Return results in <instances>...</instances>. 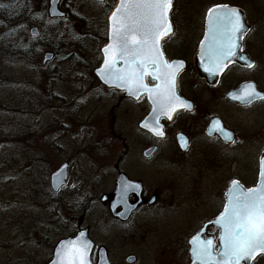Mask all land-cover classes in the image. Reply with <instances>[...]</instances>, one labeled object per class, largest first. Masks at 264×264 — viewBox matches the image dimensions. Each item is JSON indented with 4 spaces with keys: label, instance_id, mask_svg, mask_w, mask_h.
Returning a JSON list of instances; mask_svg holds the SVG:
<instances>
[{
    "label": "rangeland",
    "instance_id": "obj_1",
    "mask_svg": "<svg viewBox=\"0 0 264 264\" xmlns=\"http://www.w3.org/2000/svg\"><path fill=\"white\" fill-rule=\"evenodd\" d=\"M40 1L46 11L48 0ZM115 1L107 0L101 6L89 0H66L87 22L53 25L35 23L39 20L30 14L26 22L21 7L24 0H0V264H46L58 241L77 233L85 210L88 219L82 228H90L97 246H106L118 264H126L131 254L139 256V264H160L163 259L171 264L175 257H164L159 250H174L176 243L196 233L223 206L228 178L212 171L198 173L194 166L184 171L170 169L148 182L161 190L160 203L140 210L129 227L111 221L100 204V195L113 189L114 179L104 175L99 153L89 150L92 146L84 133L88 116L101 111V99L107 106V125L101 130L109 129V112L116 97L94 87L91 70L100 61L105 16ZM179 1L174 12L177 36H195L197 20L203 21L207 10L218 4L248 6L245 10L253 20L251 5L258 2ZM35 2L31 0L33 7ZM33 26L40 32L36 40L29 35ZM46 52H55L57 57L43 67ZM128 109L132 110L129 104L123 105V110ZM130 114L120 124L127 144L133 143L139 119ZM92 118L100 121V117ZM189 156L195 162V153ZM114 159H109L110 164ZM65 161L70 163L69 179L64 191L53 195L50 177ZM134 161L135 153L125 168L132 169ZM218 179L227 182L216 186ZM171 181L173 194L166 192ZM132 229L142 232L129 235Z\"/></svg>",
    "mask_w": 264,
    "mask_h": 264
},
{
    "label": "flooded vegetation",
    "instance_id": "obj_2",
    "mask_svg": "<svg viewBox=\"0 0 264 264\" xmlns=\"http://www.w3.org/2000/svg\"><path fill=\"white\" fill-rule=\"evenodd\" d=\"M89 1H94L97 5L101 6L107 4V0H104L103 3H99L97 0ZM257 1V3L251 5V10H253L251 14L254 17L253 20L249 19V15L246 11L249 9L248 6L244 7L245 10L240 4H225L240 10L244 15L246 27L250 29V31L242 41V55L247 57L255 67L250 69L246 66L244 60L236 59L234 63L228 65L216 81L210 84L207 82L206 78L199 75L197 62L200 46L205 35L206 15L203 21L199 22L198 19L193 26L198 29L195 36H186L184 34L177 36V21L174 17V12L180 1L174 0V9L171 14V19L175 36L164 44L163 50L165 58L168 61L178 60L184 63L185 66L177 78V93L179 96L192 103L193 107L192 111L183 109L176 112L171 122L165 117H161L160 123L163 124L165 132L163 138L156 137L148 130H142L140 128V123L148 116L151 110L146 96L140 97L139 100L125 98L124 93L120 90L108 89L98 81L94 75V71L101 64L102 58L100 55L98 65L93 71L91 70L94 87H97V89L102 92L111 93L116 99H112V107L109 112L111 120L108 131L104 132L101 130L107 125L105 120V110L107 106L102 105L103 100L101 99L98 105L101 111L95 113V115L91 113L88 116V131L84 134L87 135L89 145L92 146L89 147V150H91L94 155H98L99 153L100 162L101 164L103 163L102 170L105 173L104 175L110 174L114 179L113 189L110 192L101 194L99 201L100 204L106 208L108 217H110L111 221L115 224L120 227L127 225L129 227V225L134 222V217L140 210H149L152 209V207L155 208L160 203L159 194L161 190L157 191V187L149 185L148 182H151L157 177H162V175L170 169L184 171L194 166L198 173L199 171L215 172L219 177L228 178L229 186L227 192L233 180L239 181L246 189L257 186L260 179L261 161L264 158V100L255 99L250 104L245 105L239 100H230L227 98L228 93L249 84L254 85L256 91L264 95V16L262 19H258V17L264 13V0ZM41 4L42 2L37 0V2H35V7H33L31 5V0H24L21 7L26 22L29 20V14L32 18L34 17L36 20H39L35 23L41 22L61 25L66 23L75 24L77 22H87L86 18L79 17L75 14L76 10L72 5L67 4L66 0H59L57 5L59 12L64 14L63 17L50 16L49 9L51 0H48L46 11L43 10ZM114 5L108 11L107 16H105L106 29L107 18ZM32 28H36L38 31L35 37H31ZM32 28L30 29L29 35L31 39L36 40L40 32L37 26H33ZM104 39V44H106V34ZM46 53H53L54 59L57 57L55 52ZM146 83H148L149 86L155 85V81L150 77L147 78ZM125 104H129L132 110H123V105ZM125 111L132 113L133 116L135 113L139 118L136 123V132L132 144H127L126 138L121 133L122 126L120 127V124H122L123 120L131 116L130 113L128 114ZM92 117H100V125H98L99 122ZM215 120H219L221 125L231 133L232 141L225 140L218 133H213L212 135L208 134L211 124ZM181 136L187 142V147L181 146V140L179 139ZM29 138L33 139L34 137L30 135ZM151 150L154 151L150 155ZM192 152L196 155L195 162L191 158L189 160V157H191L189 155H191ZM133 153L136 154V161L132 163V169L125 168L130 155ZM110 158H115L114 163L110 164ZM63 164L67 165L68 180L70 163L65 161ZM121 176H124L129 182L136 184L135 186H139L130 187L132 189H127L126 196H122L121 198L122 202L124 198H126V204H128V206L132 207L133 205H137L129 220L126 222L121 221L117 216V214L123 212L124 208L122 206L117 205L114 213L111 211V203L121 197L117 193L118 181ZM67 180L60 192L57 194L52 192L53 195H60L64 191ZM172 182L173 181H171L170 185L167 187L166 192L169 194H173L175 190L174 183ZM225 182H227L225 179H218L215 185L222 187V185H225ZM121 192L124 194L125 190H121ZM226 194L223 195V206L216 212L212 220L222 213L226 204ZM197 196L199 197V194ZM171 198H175V196L171 195ZM81 219H83V222L81 226H79V221ZM86 219H88L87 210L82 213V216L78 220L77 233L81 230H88V236L94 243V250L91 256L92 264L98 263L97 254L99 248H104L106 250L110 264H118L119 262L112 259V255L106 246H97L96 242L91 238L90 228H82ZM136 229H132L129 235L142 232L140 230L135 232ZM199 234H201V239H213L216 244L214 251H220V229L211 225L207 228H203L202 226L196 233L189 236L183 242L176 243L174 245V250L167 248V250L163 251L162 248L159 252L160 254L163 252L162 256L167 258L173 255L175 259L171 264H194L192 256L193 245L190 244V241ZM75 235L69 237H74ZM128 257H134L132 263L127 262ZM138 257V255L134 254L128 255L125 262L126 264H139L140 260ZM163 260L166 261V264H170V260ZM163 260H160V264H163ZM258 261L264 263V256H258L253 264H256ZM152 264H155L154 261Z\"/></svg>",
    "mask_w": 264,
    "mask_h": 264
},
{
    "label": "snow or ice",
    "instance_id": "obj_3",
    "mask_svg": "<svg viewBox=\"0 0 264 264\" xmlns=\"http://www.w3.org/2000/svg\"><path fill=\"white\" fill-rule=\"evenodd\" d=\"M172 11L173 0H119L109 17L111 42L103 49L105 62L101 78L105 83L125 89L137 100L141 96L148 97L153 106L152 114L142 127L159 138L165 135L161 117L172 120L178 108L192 111L193 107L176 91L183 62L168 61L163 50L164 44L175 36L170 19ZM206 27L199 52L205 72L218 76L237 57L244 60L248 68L255 67L242 55V41L250 29L238 9L225 4L210 7ZM149 77L156 82L154 86L146 83ZM231 98L248 105L255 99L264 100V95L249 84ZM213 133L232 141L231 133L219 120L211 124L208 134ZM179 139L181 146L187 147L184 138ZM210 223L220 229V251H214L213 239H201L198 235L191 241L194 264H253L258 256H264V160L258 186L246 189L233 180L223 212ZM91 251L92 243L81 233L79 239L59 246L54 264H90Z\"/></svg>",
    "mask_w": 264,
    "mask_h": 264
},
{
    "label": "water",
    "instance_id": "obj_4",
    "mask_svg": "<svg viewBox=\"0 0 264 264\" xmlns=\"http://www.w3.org/2000/svg\"><path fill=\"white\" fill-rule=\"evenodd\" d=\"M97 1L100 3V0H97ZM58 3H59V0H51V6H50V9H49V14H50L51 17H63V16H64V14H63V13H60L59 10L57 9V5H58ZM118 3H119V0H117V3H116V5H115V7L118 5ZM115 7L113 8L112 11H114ZM112 11H111V13H112ZM239 11H240V10H239ZM240 12H241V11H240ZM111 13L109 14V16H108V18H107V33H106V35H107V39H106V44H105L104 46H102L101 49H100V54H101V57H102V61H101L100 66H99L98 68L95 69V71H94V75H95V77L98 79V81H99L103 86H105L106 88H108V89H118V90H120L121 92L124 93V97H125V98H129V99L137 100L134 96H130V95L128 94V92H127L125 89H123V88H118V87H115V86H113V85H111V84L105 83V81L101 78V71H102V69H103L104 62H105V56H104V53H103V49H104L105 47H107L108 44L111 42V41H110V20H109V17H110V15H111ZM241 13H242V12H241ZM242 15H243V13H242ZM243 17H244V16H243ZM170 19H171V14H170ZM171 22H172V21H171ZM206 31H207V27H206ZM206 31H205V35H206ZM37 33H38V31H37L36 28H32V29H31V37H35V36L37 35ZM204 38H205V36H204ZM203 41H204V40H203ZM199 52H200V50H199ZM53 59H54V54H53V53H46V54L44 55V58H43V61H42V65H43V66L47 65L48 63L52 62ZM236 59H239V57H237ZM171 62H181V61H178V60H172ZM197 62H198V71H199V75H200L201 77H203V78H206V80H207L208 83L211 84V83H213L214 81H216V80L220 77L221 74L218 75V76L213 77V76H210L207 72L204 71V66H203L202 63H201L200 56L198 57V61H197ZM183 64H184V63H183ZM184 66H185V65H184ZM224 70H225V69H224ZM177 78H178V77H177ZM155 84H156V82H155ZM153 86H154V85H153ZM245 86H246V85L241 86L240 89L228 93V94H227V98L230 99V100H233V99L231 98V95H232V94H237V95H239L240 92L242 91V89H243ZM176 91H177V89H176ZM177 95H178V93H177ZM145 96H146V95H145ZM141 97H142V96H141ZM180 97H181V96H180ZM181 98H182L183 100H185L186 102L190 103V102H189L188 100H186L185 98H183V97H181ZM146 99H147V101H148L149 104H150L151 110H150L148 116H147V117H146V118L140 123V128H141L142 130H147V129H145V128L142 127V124L144 123V121H145L146 119H149V118L151 117V114H152V107H153V106H152V102L148 99L147 96H146ZM190 104L192 105V103H190ZM192 106H193V105H192ZM180 110H183V108H178V109H177V112L180 111ZM174 115H175V113H174ZM174 115H173V117H174ZM169 122H171V120H169ZM160 124H161V123H160ZM161 126H162V128H163V130H164V126H163V124H161ZM150 133H151V132H150ZM164 133H165V132H164ZM151 134H152V133H151ZM153 151H154V150H151L150 155L153 153ZM263 160H264V158H263ZM260 172H261V166H260ZM66 180H67V165H66V164H63V165H62L57 171H55V172L51 175V177H50V189H51V191H52L54 194L59 193L60 190L62 189V187L64 186ZM258 184H259V183H258ZM135 185H136V184H133L132 182H129L124 176H121L120 180L118 181L117 193H118L119 196H121V197L117 198V199L115 200V202H112V203H111V211L114 213V212H115L114 210H115V208H116L117 205L122 206V207L124 208V210H123L122 213L117 214V216H118L119 219H120L121 221H123V222H126V221L129 220V218H130L132 212L135 210V208H136L137 205H133L132 207H131V206H128V204H126V198H124V200H123V202H122V201H121L122 196H126V195H124V194L121 192V190L124 191L125 189H129V188H130L129 186H135ZM257 186H258V185H257ZM257 186H256V187H257ZM130 189H132V188H130ZM215 219H216V218H215ZM215 219H214V220H215ZM214 220H213V221H214ZM82 222H83V219H81V220L79 221V226H81ZM209 225H213V226H215L213 223H210V222H209V223L205 224L203 228H207ZM205 226H206V227H205ZM215 227H217V226H215ZM81 233H83L84 236H85V238H86L87 240H89V241L92 243V251L90 252V264H92V262H91V256H92V253H93V250H94V243L90 240V238H89V236H88V230H87V229L79 231L78 234H77L75 237H73V238H67V239H63V240L59 241V242L57 243V245H56L54 251H53L52 259H51L47 264H54V262H55V260H56V255H55V253H56V251L58 250L59 246H60L62 243H66V242H68V241H72V240H77V239H79L80 236H81ZM201 234H202V232H201ZM201 234H199V236H201ZM191 241H192V240H191ZM191 241H190V243H191ZM219 242H220V241H219ZM191 244H192V243H191ZM193 259H194V258H193ZM97 260H98V263H97V264H110V263H109V260H108L107 252H106V250H105L104 248H99V250H98V254H97ZM133 260H134V257H128V258H127V262H128V263H132Z\"/></svg>",
    "mask_w": 264,
    "mask_h": 264
}]
</instances>
